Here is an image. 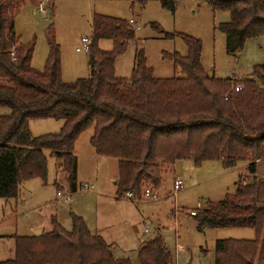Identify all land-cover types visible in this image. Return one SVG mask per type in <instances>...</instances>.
<instances>
[{
    "label": "trees",
    "instance_id": "trees-1",
    "mask_svg": "<svg viewBox=\"0 0 264 264\" xmlns=\"http://www.w3.org/2000/svg\"><path fill=\"white\" fill-rule=\"evenodd\" d=\"M26 1L35 0H0V105L9 109L0 116V198H13L20 181L44 179V150L60 159L58 168L74 192L73 144L88 128L95 154L117 160L118 195H137L143 182L158 187L161 167L177 160H192L195 166L218 160L223 168L247 161L250 178L238 180L222 199L206 200L191 217L198 228L253 230L252 240H216L213 264H264V178L254 176V162L264 158V63L253 66L252 78L217 79L199 64V41L183 36L185 56L168 55L180 76L154 77L138 50L130 76L119 78L114 58L133 31L126 22L94 14L87 76L65 83L56 44L47 39L44 67L35 70L29 63L32 42L21 44L13 31V18ZM202 1L212 12L228 13L218 26L228 52H239L246 39H264V0ZM161 5L171 9L173 0ZM99 39H110L113 50H100ZM233 85L241 88L234 91ZM37 119L61 120L62 127L55 134L33 137L28 123ZM137 260L173 264L158 234L141 244ZM0 264L130 263L114 260L104 242L71 216L70 232L50 217L48 231L39 237L14 238L13 259Z\"/></svg>",
    "mask_w": 264,
    "mask_h": 264
},
{
    "label": "rangeland",
    "instance_id": "rangeland-1",
    "mask_svg": "<svg viewBox=\"0 0 264 264\" xmlns=\"http://www.w3.org/2000/svg\"><path fill=\"white\" fill-rule=\"evenodd\" d=\"M161 1H26L13 18V31L21 44L32 42L29 63L35 70L43 69L48 53L47 39L52 40L58 48L60 79L65 83L87 76V52H75L74 48L80 46V37L90 39L94 14L126 22L133 31V37L114 58V73L119 78L130 76L138 50L142 51L154 77L180 76L168 55L185 56L187 49L183 36L199 41V64L217 79L252 78L253 66L264 63L262 37L246 39L238 53L225 49L224 35L218 26L228 20L226 11L212 12L202 0H173L171 9L162 6ZM38 2H42L45 13L37 11ZM97 47L110 52L114 46L110 39H99ZM255 82L259 84L257 80ZM8 113V107L0 105V116ZM61 127L62 121L54 119H37L28 123L33 137L55 134ZM91 133L92 129L88 128L74 141L76 190L71 192L67 201L55 199L56 189L70 190L66 174L58 168L60 159L50 156L48 150L43 151L44 179L34 177L20 181L13 198H0V262L8 260L10 238H28L33 236L34 230H48L46 218L49 213L65 232L71 231V216L79 218L90 235L104 242L114 260H127L130 264H138L137 252L141 244L154 237L156 232L173 264H213L216 240L253 239L251 229L198 228L188 214L201 210L206 200L215 202L225 193L233 192L238 180H248L247 161L240 160L233 167L223 168L218 160L202 161L199 166H195L192 160H177L173 166L161 167L158 187L143 182L137 195L132 191L138 199L133 202L123 196L124 192L116 194V159L95 154L89 144ZM254 168V176L264 178V158L256 160ZM175 177L181 178L183 184L172 195ZM55 183H59L58 188ZM82 183H91L93 188L81 191L79 186ZM144 188L151 189L156 198L143 199ZM51 201L54 206H50ZM144 227L148 232L146 235L142 234ZM45 232L41 230L40 235ZM178 246L185 254L175 259Z\"/></svg>",
    "mask_w": 264,
    "mask_h": 264
},
{
    "label": "built area",
    "instance_id": "built-area-1",
    "mask_svg": "<svg viewBox=\"0 0 264 264\" xmlns=\"http://www.w3.org/2000/svg\"><path fill=\"white\" fill-rule=\"evenodd\" d=\"M37 11L41 12L42 14L46 12L43 9L42 2L37 3ZM88 43H89V38L80 37V46L74 48L75 52L86 51L88 49ZM240 88H241L240 85H233L232 86V89L234 91H238ZM182 184H183L182 179L179 177H175L172 181V189H171L172 192H171V194L175 195V193L179 189H181ZM92 187H93L92 184L82 183L79 186V189L81 191H88V190H91ZM70 195H71V192H69L68 190H65V189H56V191H55V199L56 200L67 201L69 199ZM123 196L129 201H133V202L138 201V199L136 197H134V195H132V191L124 192ZM142 198L145 200H148V199H155L156 196L154 195V193L149 188H144L142 190ZM53 203H54V201H51L50 204L52 205ZM188 214H189V216H193L195 214V212L191 211ZM143 233H147L146 227L143 228ZM181 252H182V249L177 247V250L175 251V259H177V257L180 256Z\"/></svg>",
    "mask_w": 264,
    "mask_h": 264
},
{
    "label": "crops",
    "instance_id": "crops-1",
    "mask_svg": "<svg viewBox=\"0 0 264 264\" xmlns=\"http://www.w3.org/2000/svg\"><path fill=\"white\" fill-rule=\"evenodd\" d=\"M116 162H117V160H116ZM172 166H173V164H172ZM172 172H173V171H172ZM60 183H61V181H60ZM64 183L66 184V182H64ZM57 184L59 185V183H57ZM90 184H91V183H90ZM60 185L63 186V183H61ZM92 186H93V184H92ZM92 188H93V187H92ZM75 190H76V185H75ZM50 203H51V202H50ZM50 203H49V204H50ZM53 204H54V203H53ZM53 204H52V205L50 204V206H54ZM50 217H53L52 214H51V213L47 214V218H46V219L48 220V229H49V218H50ZM40 230H42V231H48V230H43V229H40ZM34 231H35V230H34ZM147 233H148V232H147ZM147 233H146V234H147ZM142 234H145V233L142 232ZM146 234H145V235H146ZM156 234H158V233H157V232L154 233V236H155ZM253 238H254V237H253ZM10 239H11L10 242H12V243H11V245H10L9 252L7 253V256H6V258H7L8 260H12V259H13L14 239H13V238H10ZM178 247H179V248H182L181 246H178ZM183 248H184V247H183ZM184 249H185V248H184ZM184 249H183V250H184ZM174 253H175V252H174ZM184 254H185V252L183 251V252H181L180 255H182V256L184 257ZM9 255H10V257H9ZM8 257H9V258H8ZM10 258H11V259H10Z\"/></svg>",
    "mask_w": 264,
    "mask_h": 264
},
{
    "label": "water",
    "instance_id": "water-1",
    "mask_svg": "<svg viewBox=\"0 0 264 264\" xmlns=\"http://www.w3.org/2000/svg\"><path fill=\"white\" fill-rule=\"evenodd\" d=\"M207 75H211V73L207 72ZM249 181H251V180H249ZM203 202H205V201H203ZM40 233H41V230H39V229L35 230L33 233V237L37 238L40 235Z\"/></svg>",
    "mask_w": 264,
    "mask_h": 264
}]
</instances>
